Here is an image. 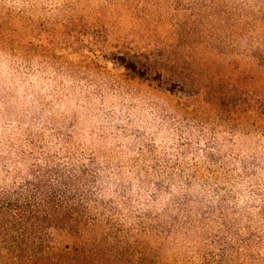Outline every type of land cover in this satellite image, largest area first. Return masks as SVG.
<instances>
[{
    "label": "rangeland",
    "instance_id": "1",
    "mask_svg": "<svg viewBox=\"0 0 264 264\" xmlns=\"http://www.w3.org/2000/svg\"><path fill=\"white\" fill-rule=\"evenodd\" d=\"M3 6L0 264H264V0ZM62 174L77 212L5 207Z\"/></svg>",
    "mask_w": 264,
    "mask_h": 264
},
{
    "label": "trees",
    "instance_id": "2",
    "mask_svg": "<svg viewBox=\"0 0 264 264\" xmlns=\"http://www.w3.org/2000/svg\"><path fill=\"white\" fill-rule=\"evenodd\" d=\"M24 12V11H23ZM23 12H20L21 15ZM18 15V16H19ZM0 40L7 42L10 40L5 34V30L1 29L3 24H9L12 20L8 13V9L4 6L0 7ZM126 68L129 71L135 72L136 66L133 64L127 65ZM45 176L36 177V182H40ZM49 178V179H48ZM48 182L46 181V186L44 189L38 184H32L31 187H27L22 191L16 193L15 199H10L7 202V207L12 212H14V218L19 219L22 213L24 215L28 211V214L36 215L41 214L45 219H52L54 221L57 218H61V215L65 213L71 214L72 212H77L75 206L85 204V189L86 184L84 177L70 174L69 176L58 175L55 178L48 177ZM66 181V182H65ZM5 203V202H4Z\"/></svg>",
    "mask_w": 264,
    "mask_h": 264
}]
</instances>
